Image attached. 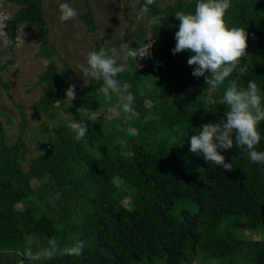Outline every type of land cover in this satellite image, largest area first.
Returning <instances> with one entry per match:
<instances>
[{"label":"trees","instance_id":"obj_1","mask_svg":"<svg viewBox=\"0 0 264 264\" xmlns=\"http://www.w3.org/2000/svg\"><path fill=\"white\" fill-rule=\"evenodd\" d=\"M6 1L18 6L3 21L7 37L14 41L21 24L32 25L36 40L46 43L42 0ZM144 3L139 0L137 7ZM196 3L176 0L161 7L156 0L150 6V17L167 14L160 25L150 23L151 56L137 65L140 73L127 71L118 77L131 84L128 92L138 91L142 99L132 102L131 121L125 123V115L90 117L95 110L106 112L110 107L97 92L102 81L94 79L81 90V106L89 111L80 114L72 108L70 119L60 117L67 109L65 71L57 72L49 62L40 75L46 90L34 106H41L52 119L53 130L48 149L32 159L26 170L19 160V147H24L21 136L28 125L24 113L18 139L10 145L3 139L0 123V264H182L199 253L207 261L224 258L237 264L236 231L264 232V164L250 162L243 148L218 149L225 162L232 163L233 170L225 171L190 151L191 135L204 124L224 118L228 109L221 100L228 80L235 79L245 88L253 80L264 95V0H230L226 25L248 33V54L241 60L248 72L244 76L234 72L215 90L220 93L217 97L208 96L205 77L192 75L196 66L187 63L192 53L172 51L179 30L175 13L193 12ZM80 19L94 31L90 8ZM100 48L97 45L95 51ZM51 50L49 46L39 53L49 55ZM78 120L88 125L79 141L70 127ZM129 126L137 129V136L127 133ZM257 130L261 141L256 150L264 151V121ZM126 151L135 155L127 157L122 154ZM43 174L60 192L52 199L60 206L58 213L51 211L47 201L39 203L51 188L46 183L37 188L30 184ZM126 197L128 204L123 202ZM18 204H23L21 209H12ZM53 237L57 250L52 259L26 258L28 250L35 254L50 248ZM77 241L85 242L82 255L63 254ZM250 260L264 264V240L258 239L250 248Z\"/></svg>","mask_w":264,"mask_h":264},{"label":"rangeland","instance_id":"obj_2","mask_svg":"<svg viewBox=\"0 0 264 264\" xmlns=\"http://www.w3.org/2000/svg\"><path fill=\"white\" fill-rule=\"evenodd\" d=\"M158 1L159 6L164 7L176 0ZM138 2L139 0H42L41 7L47 32L46 43L41 44V41L36 40V28L32 25L21 24L14 41L7 37L3 29V21L14 14L18 6L6 0H0V123L3 139L7 145H10L18 139L21 128V111L24 113L28 125L25 126L21 136L24 147H19V160L24 170L28 168L31 160L45 152L50 144L54 122L45 115L41 106H34L46 90V84L40 80V75L46 70L48 63L52 62L57 72L64 69L63 83L66 90L69 85H75V99L71 101L66 98L63 105L67 109L60 113V117L70 119L72 108L75 110L82 108L81 101L84 97L81 90L90 82V80H85L78 67L86 62L88 52L95 51L97 45L110 50L113 47L119 49L122 43H128L132 48L140 47V42L149 43L151 17L147 15L143 20H137ZM62 3H67L76 9L78 16L62 22L60 20ZM87 8L92 11L96 25L94 31L87 30L85 23L80 19V14ZM49 46L52 47L49 55L39 53L40 49L46 50ZM144 61L145 59L130 58L127 61L125 72L140 73L137 65ZM145 71L147 73L146 69ZM3 83H6V86ZM161 86H166L164 80ZM129 93L132 96V102L142 100H140L139 92L134 90L125 93L124 97L114 93L112 100L116 103H124ZM219 94L215 90L208 92L209 97H217ZM168 100L172 102L173 98H168ZM175 103H180V101L175 100ZM122 115L124 114L120 116ZM98 116L112 118L116 115L111 113L109 108L106 112L97 109L90 115L91 118ZM73 122L75 121L71 124ZM42 183H46L51 191L39 203L44 205L47 201L50 209L52 208L51 211L58 213L60 206L58 203H53L52 199L60 192L53 190L48 176L43 174L41 177H33L30 180L33 188H37ZM128 201L127 197L123 199L125 204H128ZM22 206L23 204H18L12 209H21ZM235 235L239 240L235 258L238 262L236 263L252 264L250 248L256 246L258 239L264 240V232L260 234L259 229L237 230ZM32 264H37V262ZM155 264H163V261H155ZM182 264H231V262L224 258L207 261L199 253L194 260Z\"/></svg>","mask_w":264,"mask_h":264},{"label":"clouds","instance_id":"obj_3","mask_svg":"<svg viewBox=\"0 0 264 264\" xmlns=\"http://www.w3.org/2000/svg\"><path fill=\"white\" fill-rule=\"evenodd\" d=\"M156 0H145L144 5L137 13V20H143L149 13L150 6ZM230 8V0H197L193 12L177 11L175 16L179 21V30L175 32V47L173 54L188 50L192 53L187 63L195 65L192 75L205 77V83L209 90L214 91L236 72L238 76H244L248 72L247 65H241L248 48V33L243 28L226 25L225 14ZM60 20L66 22L75 19L78 11L67 3L60 5ZM167 19V14L161 12L150 19L153 25H160L162 20ZM7 43V42H5ZM151 43L140 42V47L132 48L128 43L106 50L87 53L86 62L78 65L85 80L94 79L102 81L97 89L105 101L109 103V111L116 116L125 115V123L131 121L135 115L132 108V96L127 95L126 102L112 104L113 94L124 97L131 88L128 82H121L119 74L126 71L127 61L131 59L142 60L151 56ZM123 61V62H121ZM206 73H210L206 76ZM75 85H69L66 97L73 101L75 99ZM264 95L255 81L249 80L247 87H239L235 79L228 80L224 89L221 104L227 106L224 118L219 123L204 124L198 134L190 137V151L196 155H202L210 164L223 167L225 171H232V163H226L225 156L218 149L228 150L234 146L243 148L247 158L252 163L264 164V151H257V145L261 141L258 132V124L264 121ZM89 109L77 108V112L86 113ZM75 133V139L81 140L88 132V125L84 120H78L70 125ZM127 133L135 137L138 135L136 128L129 126ZM234 137V138H233ZM218 141V143H217ZM127 148L126 141H120ZM127 157L135 154L131 151L122 153ZM50 248L43 252H26L29 260L41 258L52 259L56 252V239L53 237L48 241ZM85 242L77 241L73 246L62 250L68 256H80L83 254Z\"/></svg>","mask_w":264,"mask_h":264}]
</instances>
